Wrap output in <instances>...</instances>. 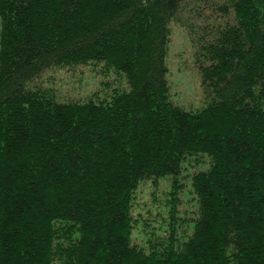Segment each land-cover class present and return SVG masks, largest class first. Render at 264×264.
I'll list each match as a JSON object with an SVG mask.
<instances>
[{
  "label": "trees",
  "instance_id": "obj_1",
  "mask_svg": "<svg viewBox=\"0 0 264 264\" xmlns=\"http://www.w3.org/2000/svg\"><path fill=\"white\" fill-rule=\"evenodd\" d=\"M173 26L202 107L172 99ZM89 70L67 100L60 73ZM0 264H264V0H0Z\"/></svg>",
  "mask_w": 264,
  "mask_h": 264
},
{
  "label": "rangeland",
  "instance_id": "obj_2",
  "mask_svg": "<svg viewBox=\"0 0 264 264\" xmlns=\"http://www.w3.org/2000/svg\"><path fill=\"white\" fill-rule=\"evenodd\" d=\"M171 32V38L174 43L171 48L169 47V52L167 54V78L169 86L171 88L172 99L178 105L183 106L186 109L202 107L205 105V103L202 101L203 95L201 89L199 88L198 74L196 72L195 66L193 65L194 56L192 52L191 54L187 52L188 49H186L185 46L183 47L186 50V55H179L181 53L180 51L184 52L182 50V39H184L183 32L180 28H177L175 26L172 27ZM188 48L192 50L189 40ZM89 71L85 72L84 76L80 74V78L75 76L70 77L68 73L63 71L60 73L62 79H60V84L58 81V90L61 91V94L66 95L65 97L67 98V100H74L78 97H85L97 92V90L99 89V85H102V83L104 82L103 76L97 70H91L90 73ZM113 83L104 86L103 90L99 92L100 98L105 97L108 93L111 92L112 89L115 88L116 85ZM187 171L191 173L193 169L188 167ZM180 180L184 181V186L183 191L179 196L180 205L178 208V217L179 219H183L185 217H194L195 211L197 210V202L190 190V179L188 180L187 178H180ZM151 190V186L149 187L147 184H145L144 186L140 185L138 188L136 199L134 201V204L137 208H134V212H136V214L137 212L140 213L142 218H140L141 221H139L137 227L134 229L132 238H138V240H140V243H142L145 238L149 236L148 233H150V228L156 227L157 225H159V222L162 221L159 217L153 218L154 215H157V211L159 210H157V208H154V202L149 201L152 200L151 196L149 195ZM164 191V186L160 183L158 191L155 195L159 202L164 201L165 198H167V196L163 193ZM141 205L143 207L139 208ZM158 205L161 209L166 208L161 206L160 204ZM161 214L162 216H165L166 212H163V210H161ZM152 219L154 221H149V227H146L145 223L142 222V220L146 221ZM189 225H192V222H190ZM178 227L175 226V228L179 230L178 234H180L182 229H179Z\"/></svg>",
  "mask_w": 264,
  "mask_h": 264
}]
</instances>
